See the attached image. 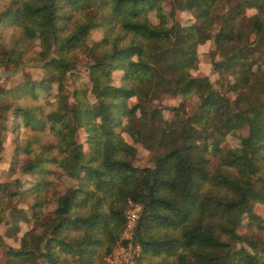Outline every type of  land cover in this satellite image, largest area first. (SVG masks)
<instances>
[{
  "label": "trees",
  "instance_id": "1",
  "mask_svg": "<svg viewBox=\"0 0 264 264\" xmlns=\"http://www.w3.org/2000/svg\"><path fill=\"white\" fill-rule=\"evenodd\" d=\"M209 39L215 83L192 73ZM24 63L43 77L0 84V161L11 132L36 179L0 181V224L33 226L4 264H106L129 203L147 264H264V0H0V68ZM163 95L181 97L170 120ZM137 143L153 166L133 165Z\"/></svg>",
  "mask_w": 264,
  "mask_h": 264
},
{
  "label": "rangeland",
  "instance_id": "2",
  "mask_svg": "<svg viewBox=\"0 0 264 264\" xmlns=\"http://www.w3.org/2000/svg\"><path fill=\"white\" fill-rule=\"evenodd\" d=\"M248 13H251V10H248ZM187 16L193 18L192 15L188 14L185 11L179 12L177 14V17L179 19H183ZM150 19L153 22L156 21L154 13H150ZM101 37H102V33L100 31L93 32L89 39L90 44L95 40H99ZM213 50H214V44L212 39H209L203 44L198 45L197 53L199 56V64H198V68L192 71V73L194 76L197 77L207 76L210 82L215 83L214 81L216 76L212 73L211 65H212V60H218L219 56L215 53L214 55H212ZM77 70H78L77 72L81 73L83 79L87 81V74L86 76L85 75L83 76L85 70L84 58H82L80 60V63L77 65ZM24 72H28L34 80H38L43 77V70L40 67H38L37 64L24 63L19 68L13 70H4L3 68H0V84H2L7 88L11 87L16 83H18V81H20L23 78ZM119 73H120L119 71H115L114 77H118ZM115 83L117 84V81ZM73 87L74 84L68 80L66 89L68 91H71ZM52 91L53 92L55 91V85L53 86ZM180 101H181L180 96L172 97L168 95H163L159 101V103L161 104L160 107H161L162 115L170 120L173 116L171 107L177 106ZM198 104L199 101L197 99L195 100L190 98L187 101V113L193 115L194 119H196L200 114V108H197ZM9 118L11 119V116H9ZM10 119L8 121V124H10L11 121ZM246 133H247L246 128H243L236 130L234 133L228 134L226 136L227 145H229L230 147H237L239 145L240 138L242 136H245ZM12 139H13L12 133L8 132L7 141L4 144L2 159L0 161V181L18 179L21 182V188L23 189L31 188L35 184L36 178L31 174L23 172L19 168V161L22 160L23 156L19 155L16 161L15 158H13L14 143L12 142ZM126 139L127 141L130 142V139L127 136ZM135 147H136V157L133 161V165L138 167L153 166L155 157L157 156L158 153L157 149H149L140 143L135 144ZM12 162L14 169L12 168ZM56 173L59 174V172L57 171ZM63 185L74 186L75 181L73 179H68L62 176L59 181V188ZM22 205L24 204L22 203ZM140 209H141L140 205L129 203V206L125 211V214L127 216V221L125 223V226L123 227L122 233L118 241L114 245L113 251L109 255L105 256L106 264H129V262H133L135 264H147V261L144 258H142V249L140 244H138V242H135L133 240L135 234L134 233L135 225ZM255 210L264 216V206L263 207L256 206ZM19 226L20 229L19 232L17 233L16 238H12L6 235V229H7L6 225L4 223L0 224V236H1L0 264H4L5 262V250L7 249V246L18 247L19 239L21 235L33 226L32 218L31 219L29 218L28 221L25 220L20 222ZM123 241H126V243H124ZM121 249H124V253L120 254ZM113 253L116 256L114 259L110 257Z\"/></svg>",
  "mask_w": 264,
  "mask_h": 264
},
{
  "label": "built area",
  "instance_id": "3",
  "mask_svg": "<svg viewBox=\"0 0 264 264\" xmlns=\"http://www.w3.org/2000/svg\"><path fill=\"white\" fill-rule=\"evenodd\" d=\"M133 204H135V203H133ZM135 205H138V204H135ZM126 221H127V216H126ZM115 253V252H114ZM114 253L110 256L112 259H114L116 256L114 255ZM121 253H124V249H121L120 250V254ZM110 261V260H109ZM111 262V261H110ZM129 264H135V263H133V262H129Z\"/></svg>",
  "mask_w": 264,
  "mask_h": 264
}]
</instances>
